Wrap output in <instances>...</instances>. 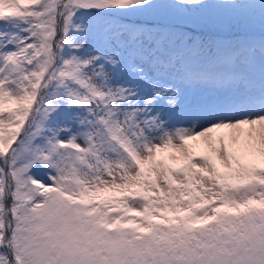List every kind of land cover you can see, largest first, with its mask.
Segmentation results:
<instances>
[{"label":"snow or ice","instance_id":"6c2138e0","mask_svg":"<svg viewBox=\"0 0 264 264\" xmlns=\"http://www.w3.org/2000/svg\"><path fill=\"white\" fill-rule=\"evenodd\" d=\"M0 264H264V0H0Z\"/></svg>","mask_w":264,"mask_h":264}]
</instances>
